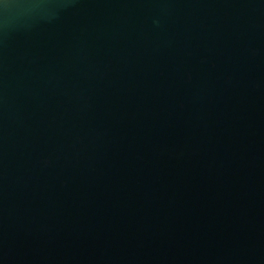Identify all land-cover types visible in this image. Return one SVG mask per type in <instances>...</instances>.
<instances>
[{
  "label": "water",
  "instance_id": "water-1",
  "mask_svg": "<svg viewBox=\"0 0 264 264\" xmlns=\"http://www.w3.org/2000/svg\"><path fill=\"white\" fill-rule=\"evenodd\" d=\"M0 264H264V0H0Z\"/></svg>",
  "mask_w": 264,
  "mask_h": 264
},
{
  "label": "clouds",
  "instance_id": "clouds-1",
  "mask_svg": "<svg viewBox=\"0 0 264 264\" xmlns=\"http://www.w3.org/2000/svg\"><path fill=\"white\" fill-rule=\"evenodd\" d=\"M42 6H43L42 3L22 5V7L25 8V9H34V8H39V7H42Z\"/></svg>",
  "mask_w": 264,
  "mask_h": 264
}]
</instances>
